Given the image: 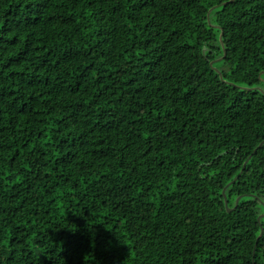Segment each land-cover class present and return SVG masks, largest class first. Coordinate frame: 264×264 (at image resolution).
I'll return each instance as SVG.
<instances>
[{"label": "trees", "instance_id": "16d2710c", "mask_svg": "<svg viewBox=\"0 0 264 264\" xmlns=\"http://www.w3.org/2000/svg\"><path fill=\"white\" fill-rule=\"evenodd\" d=\"M0 264H264V0H0Z\"/></svg>", "mask_w": 264, "mask_h": 264}, {"label": "water", "instance_id": "95a60500", "mask_svg": "<svg viewBox=\"0 0 264 264\" xmlns=\"http://www.w3.org/2000/svg\"><path fill=\"white\" fill-rule=\"evenodd\" d=\"M223 191H224V190H222V193L224 194ZM238 199H239V197L236 198V203H237ZM225 205H227V204H226V200H225ZM234 207H235V206H234ZM234 207H233V208H234ZM233 208H227V210L229 211V210H231V209H233ZM258 220H259V219H258Z\"/></svg>", "mask_w": 264, "mask_h": 264}]
</instances>
